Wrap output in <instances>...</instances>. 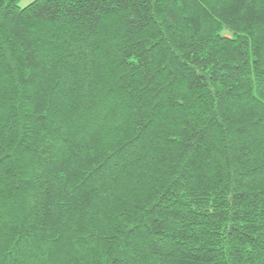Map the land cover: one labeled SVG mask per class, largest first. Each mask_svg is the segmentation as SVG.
Masks as SVG:
<instances>
[{
  "label": "trees",
  "instance_id": "obj_1",
  "mask_svg": "<svg viewBox=\"0 0 264 264\" xmlns=\"http://www.w3.org/2000/svg\"><path fill=\"white\" fill-rule=\"evenodd\" d=\"M0 0V264H264V0Z\"/></svg>",
  "mask_w": 264,
  "mask_h": 264
},
{
  "label": "rangeland",
  "instance_id": "obj_2",
  "mask_svg": "<svg viewBox=\"0 0 264 264\" xmlns=\"http://www.w3.org/2000/svg\"><path fill=\"white\" fill-rule=\"evenodd\" d=\"M34 1H36V0H22L20 3V6L22 8H25V7L29 6L30 4H32Z\"/></svg>",
  "mask_w": 264,
  "mask_h": 264
}]
</instances>
